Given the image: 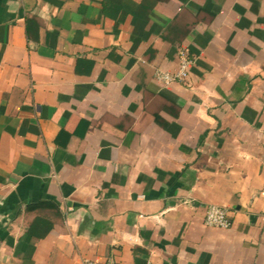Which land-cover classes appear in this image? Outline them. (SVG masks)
Here are the masks:
<instances>
[{
  "label": "crops",
  "instance_id": "crops-1",
  "mask_svg": "<svg viewBox=\"0 0 264 264\" xmlns=\"http://www.w3.org/2000/svg\"><path fill=\"white\" fill-rule=\"evenodd\" d=\"M85 258L264 264V0H0V264Z\"/></svg>",
  "mask_w": 264,
  "mask_h": 264
},
{
  "label": "built area",
  "instance_id": "built-area-1",
  "mask_svg": "<svg viewBox=\"0 0 264 264\" xmlns=\"http://www.w3.org/2000/svg\"><path fill=\"white\" fill-rule=\"evenodd\" d=\"M194 59L189 56L186 49L179 51V67L176 71H167L157 68L155 71L156 79L166 85L174 82H185L189 77L190 67L193 65ZM205 223L209 226L228 228L233 224L231 212L228 208L210 204L206 209ZM82 264H114L110 261H100L92 258H85ZM150 264V263H147Z\"/></svg>",
  "mask_w": 264,
  "mask_h": 264
},
{
  "label": "trees",
  "instance_id": "trees-1",
  "mask_svg": "<svg viewBox=\"0 0 264 264\" xmlns=\"http://www.w3.org/2000/svg\"><path fill=\"white\" fill-rule=\"evenodd\" d=\"M105 9H106V7H105Z\"/></svg>",
  "mask_w": 264,
  "mask_h": 264
}]
</instances>
